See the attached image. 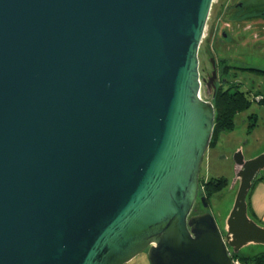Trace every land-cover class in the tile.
I'll list each match as a JSON object with an SVG mask.
<instances>
[{"label": "water", "instance_id": "1", "mask_svg": "<svg viewBox=\"0 0 264 264\" xmlns=\"http://www.w3.org/2000/svg\"><path fill=\"white\" fill-rule=\"evenodd\" d=\"M213 3L0 0V264H233L264 246L247 203L264 153L234 156L226 234L194 215Z\"/></svg>", "mask_w": 264, "mask_h": 264}, {"label": "rangeland", "instance_id": "2", "mask_svg": "<svg viewBox=\"0 0 264 264\" xmlns=\"http://www.w3.org/2000/svg\"><path fill=\"white\" fill-rule=\"evenodd\" d=\"M229 1H232V4L243 3L244 7H249L244 15L249 14L252 7H259L260 12L264 11V0H214L199 51V70L202 77L211 71L210 58H214L216 62L225 58L231 66L237 65L264 71V20L237 21L236 36L240 38L242 45L223 52V49L227 48V43L222 42L220 34L228 22L226 9ZM243 78L245 81L241 90L250 93L251 100L256 94H264L263 76L248 71ZM202 98L208 100L205 90H202ZM260 100L256 99L248 111L237 115L235 129L219 136L216 144L207 150L202 163L201 178L205 180L224 178L228 181L227 187L212 199L208 210L223 234H226V221L234 207L239 187L238 183H234L235 154L243 150V155L248 161L264 153V107L258 105L257 102ZM262 253H264V247L250 246L243 249L240 255L250 257ZM128 264H149L148 256L143 253Z\"/></svg>", "mask_w": 264, "mask_h": 264}, {"label": "trees", "instance_id": "3", "mask_svg": "<svg viewBox=\"0 0 264 264\" xmlns=\"http://www.w3.org/2000/svg\"><path fill=\"white\" fill-rule=\"evenodd\" d=\"M248 8L249 7L239 8L234 18L238 22L243 21L244 19H246L247 21L252 19L264 20V11L260 12L258 10L259 7H252L253 8L252 11L249 14L244 15V12ZM247 70L264 77V71L255 70V69H247ZM233 89L234 87L226 91H221L218 94L216 100L213 102V106L215 109V123H214V131H213L210 147L216 144L221 134L229 133L235 129V125H236L235 121L237 115L248 111L253 105V103H255V100L257 98L261 97V100L257 103L258 105L264 107V94H256L251 100L249 97L250 93L233 90ZM263 179H264V172L261 175H259V177H257V179L254 181L252 189L255 187L257 183L261 182ZM227 185H228V181L225 180L224 178L205 180L200 177V186L204 188V193H202L201 195L206 198V202L208 203L209 206H211L212 199L220 192H222L227 187ZM247 203H248V198H247ZM233 258L234 260L238 261L240 264H264V253L250 257H242L241 255H238V256H234Z\"/></svg>", "mask_w": 264, "mask_h": 264}, {"label": "flooded vegetation", "instance_id": "4", "mask_svg": "<svg viewBox=\"0 0 264 264\" xmlns=\"http://www.w3.org/2000/svg\"><path fill=\"white\" fill-rule=\"evenodd\" d=\"M243 7H244L243 3L232 4V1H229V3L227 4L226 19L228 20V22L226 24L223 23L226 25V28H224V30L220 34L222 42L227 43L226 50L223 49L224 53L227 50L242 45L240 42V38L236 36L238 25H237V20L234 17L235 14H237V10ZM227 40H229V42H227ZM209 62L211 64V71L207 72L205 75H203V77L200 73V77L202 80L206 81L202 83V90H205L206 97L212 104L216 100L218 94L221 91H226L233 87H234L233 90L242 91L241 90L242 85L245 81L243 76L246 73H248L247 70L248 68L237 65L231 66L228 60H226L225 58H222L219 62H216L214 58H210ZM214 71L216 72V76L213 78L212 75ZM207 85H209L210 87L208 95H207ZM202 193H204V188L200 186L199 197L205 198L204 196L201 195ZM209 208L210 206L208 205V208L205 209L201 201L197 200L194 208L195 211L194 215H201L208 213Z\"/></svg>", "mask_w": 264, "mask_h": 264}, {"label": "crops", "instance_id": "5", "mask_svg": "<svg viewBox=\"0 0 264 264\" xmlns=\"http://www.w3.org/2000/svg\"><path fill=\"white\" fill-rule=\"evenodd\" d=\"M248 209H249L248 210L249 216L251 217V219H253L259 225L264 227V179L261 182L257 183L255 187L252 189L248 198ZM251 246H259V245H251ZM252 256H256V255L254 254Z\"/></svg>", "mask_w": 264, "mask_h": 264}, {"label": "built area", "instance_id": "6", "mask_svg": "<svg viewBox=\"0 0 264 264\" xmlns=\"http://www.w3.org/2000/svg\"><path fill=\"white\" fill-rule=\"evenodd\" d=\"M257 99H261V98H257ZM233 264H240L238 261L234 260L233 258Z\"/></svg>", "mask_w": 264, "mask_h": 264}]
</instances>
